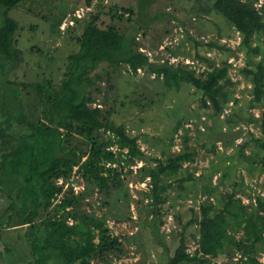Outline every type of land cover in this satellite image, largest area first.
Instances as JSON below:
<instances>
[{"label":"rangeland","instance_id":"obj_1","mask_svg":"<svg viewBox=\"0 0 264 264\" xmlns=\"http://www.w3.org/2000/svg\"><path fill=\"white\" fill-rule=\"evenodd\" d=\"M243 1L264 17V0ZM136 4L137 0L18 1L9 15L19 23L16 38L24 61L8 74V80L24 97L29 118L45 120L49 99L61 95L70 82L71 58L80 51L83 30L91 22L102 29L115 26L121 33L128 32L134 23L143 26L136 48L152 62L168 60L201 77L212 68L227 67L228 99L222 110L216 111L203 105L204 91L189 83L170 88L145 69L134 71L127 65L99 62L89 73V103L103 110L107 123L123 125L137 151L132 155L133 148L120 147L118 138L106 127L93 134L94 142L115 154L116 161H102L105 169L113 167L121 177L119 192L109 199L82 178L78 166L69 176L57 179L62 191L56 202L71 191L69 188L78 201L58 215L50 209L51 217L63 218L69 224L86 220L97 230L108 226L124 248V254L110 264H168L182 236L188 252L193 254L198 247L199 227L189 222L200 217L202 204L221 208L222 195L229 192L250 209L264 199V151L259 144L264 140V95L262 101L255 100L254 85L246 73L264 63V33L253 36L247 46L239 30L223 15L215 11L205 14L195 0L156 1L150 14L162 17L149 25L135 14L129 18L126 11L135 9ZM255 47L258 53L253 51ZM23 133L32 135V130ZM28 142L32 143V153L24 151L12 136L0 138V176L23 168L22 162L16 167L7 155L15 150L22 159L32 157L24 165L30 168L27 177L47 170L43 140ZM64 146L84 152L85 160L93 142L75 134ZM184 152L190 157L177 172L168 170L160 175L159 184L172 185L157 203L152 173L161 161L168 163ZM7 194L0 186V264H32L36 259L32 244L48 221L27 222L25 214L10 209L12 198ZM257 215L264 217V211L257 210ZM155 221L160 238L152 230ZM243 232L229 229L237 240L244 237ZM228 248L236 250L232 244ZM255 259L264 264V245L249 257H241L237 250L232 257H212L208 264H256Z\"/></svg>","mask_w":264,"mask_h":264},{"label":"trees","instance_id":"obj_2","mask_svg":"<svg viewBox=\"0 0 264 264\" xmlns=\"http://www.w3.org/2000/svg\"><path fill=\"white\" fill-rule=\"evenodd\" d=\"M20 0H0V138L12 136L19 142L27 153H32L28 140L44 142L46 169L37 177H27L30 169L24 167L32 157L21 158L20 153L10 151L7 155L15 166L22 162L23 168H15L9 174L0 176V186L8 191V198H12L10 209L25 214L27 222L39 223L48 221L40 237L35 238L32 248L35 262L32 264H110L114 259L124 254L122 242L112 235L108 226H100L98 230L86 220L76 224H69L63 218L51 217L50 209L58 215L78 201L72 196L71 191L58 202L57 195L62 187L57 184V179L72 174L74 166H78L89 184L96 187L105 198L119 192L121 177L113 167L105 169L102 161H116L115 154L102 144L94 142L93 134L97 129L106 127L118 138L120 147L133 148L137 151L136 142L126 132L123 125L107 123V117L101 108L90 105L88 89L91 84L89 73L101 61H106L113 66L127 65L132 70L145 69L161 77L167 87L179 88L182 83H189L197 89L203 90L205 97L203 105L213 106L216 111H221L228 93L225 90L226 82L230 81L227 67H215L204 76L197 75L194 70L186 66L175 65L168 60L152 62L148 55L136 48V38L143 26L133 27L126 33H121L115 26L109 29L100 28L95 22L89 23L83 30L80 38V51L74 54L70 63V82L61 95L49 99V109L46 111L45 120L37 122L29 118L26 102L18 88L8 80V74L16 69L23 61V52L17 45L16 34L19 23L9 15L12 7ZM158 0H137L136 8L132 7L129 18L135 14L136 18L145 24L159 19L161 14L151 15L150 9ZM201 4L205 14L215 11L223 15L242 34L245 44L250 46V41L258 33H264V17L261 12L248 1L243 0H195ZM120 17L124 14L116 13ZM137 22V21H136ZM143 25V24H141ZM258 53V47L253 48ZM72 65V66H71ZM254 85L255 100L262 101L264 95V63L260 62L256 70H247ZM4 75V76H3ZM215 92V94H214ZM210 102V104H209ZM264 128V120H263ZM32 130V135L24 134L23 130ZM75 134L88 137L93 142L89 156L84 160V152L76 149H67L64 143L70 142ZM264 151V140H259ZM25 146V147H24ZM43 151V152H44ZM32 155V154H31ZM190 156L187 152L172 158L168 163L162 161L157 171L152 173L156 186L157 203H161L164 191L171 187V183L159 184L160 175L168 170L177 172L185 159ZM264 166V156L262 159ZM107 170V171H106ZM19 189V190H17ZM117 192V193H118ZM221 201V208L213 204H202L200 217L193 219L189 224L199 227L198 247L191 254L187 251L185 237L174 255L169 258L168 264H208L210 258L226 254L232 257L236 251H241V257H249L259 252V247L264 245V217L257 215V210L264 211V199H259L257 208L251 209L243 204L233 192L226 193ZM158 213V210L155 212ZM49 215V216H48ZM44 217V218H43ZM156 221L153 232L160 238V231ZM155 225V226H154ZM243 230L244 237L234 239L229 229ZM160 241V239H159ZM161 242V241H160ZM232 244L236 250H231ZM232 248V249H233ZM256 264L258 262L254 260ZM238 264V263H236Z\"/></svg>","mask_w":264,"mask_h":264}]
</instances>
